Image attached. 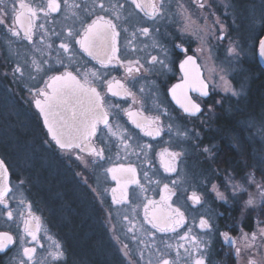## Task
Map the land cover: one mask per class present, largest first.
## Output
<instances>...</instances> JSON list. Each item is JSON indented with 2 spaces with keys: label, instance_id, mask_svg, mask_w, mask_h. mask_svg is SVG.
I'll list each match as a JSON object with an SVG mask.
<instances>
[{
  "label": "flooded vegetation",
  "instance_id": "obj_1",
  "mask_svg": "<svg viewBox=\"0 0 264 264\" xmlns=\"http://www.w3.org/2000/svg\"><path fill=\"white\" fill-rule=\"evenodd\" d=\"M5 2L11 7V0H5ZM141 2L148 4L150 0H141ZM176 2L182 4L186 11L158 24L155 37L139 34L138 30L148 24L143 23L141 19L143 13L137 15L133 12L128 22L122 24L121 56L127 58L124 59L125 64L127 60L150 61L151 56L157 54V40L170 47L173 41L178 42L177 38H183L184 46L190 48L188 54L193 55L197 60L201 76L210 85V91H212V85L217 86L212 94L203 100V113L199 115V119L188 117L167 94L168 87L179 82L182 75L178 67L179 59L184 58L182 55L175 65L169 66L170 71L167 76L149 75L148 80L139 82L127 75L125 67H119L118 70L112 71V76L136 92L137 102L133 105L131 97L124 95L111 97L110 94L109 102L139 111L143 114V118L149 120L159 116L164 132L155 139L146 137L140 129L135 128L127 115L122 113L119 119L110 117L115 136L107 133L102 137L103 143L96 141L91 147L79 152L69 153L59 149L54 142L45 143L50 140V136L46 135L42 118L38 109L34 107L35 89L31 86L39 81L45 68L53 64L57 68L60 67L58 57L63 54L62 50L58 52L57 49L61 40L53 33L63 32L66 35L74 26L79 27V13L73 5H80L81 0H67V8L64 7V0H60L61 11L51 13L48 17L39 13L35 21L32 44L20 37H12L11 33L6 30L9 23L0 27V88L5 87L15 93L16 117L13 122L17 124L16 156L19 157L16 160L15 173H10L11 192L6 198L9 207L5 209L3 205H0V232H9L16 242L9 245L11 251H8L7 255L0 254V264H20L21 260L27 259L22 252L20 242L22 236L26 241L23 246L36 248L30 264H54L53 256L50 255L54 253V249L61 253L60 262L66 260L67 264H75L69 257L70 251L75 247L74 236L82 235L90 240L98 241V247L101 250L108 251L114 246L117 247V234L120 231L117 227L118 216L128 215L129 218L134 216L130 207L140 200L141 186L148 188L147 194L159 201V191L163 183H169V187L176 193L172 197L173 207H179L184 212L188 222L187 227H192L194 233L203 234L198 228L200 218L210 219V223L219 230V232L213 231L209 236L204 237L210 241L213 264H246L248 257H241L237 261L233 258L232 252L243 243L241 231L250 234L255 229L254 221L257 212H249L242 216L241 209L248 199V194L240 196L239 203L234 202L231 187L226 189L216 177L225 175V170H227L235 176L234 183H242L241 178L247 173L252 174L259 182L261 181L258 168L260 166L257 165L256 160L257 164L253 168L247 167L250 155L247 152L250 151L246 146V136L239 127L238 131L232 135L221 132L220 129V124H223L224 119L231 118L236 124V121L244 119L245 112L239 109L234 112L230 111L229 96L225 94L227 92L223 91L211 73L213 37L210 35L211 37L205 43L198 38L197 21L201 19L200 22L209 25L208 19L212 18L211 0H176ZM25 3L38 8L46 6L47 0H25ZM111 3L115 4L116 0H111ZM120 3H124V0H120ZM200 3H204L206 7L200 8ZM177 11L174 4L173 12L177 13ZM125 16L127 13L121 16V21ZM143 20L147 18L143 17ZM41 23L44 24V29L39 28ZM186 25H190L187 31H185ZM208 25L205 26L208 27ZM41 36H44L43 42H41ZM49 44L52 45L51 49L47 47ZM219 45L222 49L225 48V41L219 42ZM17 68L19 72L15 71ZM222 75L229 82L227 68L223 69ZM47 78L44 76L45 80ZM153 85L159 88V91H153ZM40 86L43 87V84ZM140 89H143L142 93ZM97 90L101 91L102 95L104 94L105 89L97 86ZM240 104L243 102L238 103ZM67 115V111L61 109L60 116L66 117ZM170 125L171 131L169 132ZM185 128L188 131H185ZM197 131L199 132L198 140L189 135V132ZM121 135L131 137L125 141V144L129 145L127 149H125V144L120 143ZM61 139L68 142L66 137H61ZM137 144L141 146L150 144L152 147L141 151V148L136 147ZM101 148L105 149L103 160L95 157L93 152V149ZM205 148L210 151L204 152ZM228 148L233 150L235 158L232 159L233 155L230 154ZM164 149L182 154L187 153L183 163L176 164L178 175L165 172L162 162H168L169 158L159 155ZM0 155L9 165L1 152ZM22 157L28 158L26 162L28 166L23 163ZM120 164L126 167L128 165L136 167V179L140 181V184H129L128 201L117 205L113 203V189H116L115 196L120 198L121 185L129 177L117 172L116 175L120 180L118 183L112 179V173L108 169L118 167ZM213 170L216 176H213ZM145 172L148 174L147 178L144 175ZM208 177H211V183H208ZM173 181L176 182L175 186ZM158 182L159 186H157ZM213 184L217 185L218 190L224 194L227 203L221 201L212 191ZM194 191L202 201L207 200L203 207L193 204L188 199ZM248 192L254 193L255 188L249 187ZM110 210L111 215H109ZM139 210L142 211V208ZM7 211L13 212L12 220H8ZM260 218L264 219V217ZM25 220L29 221V226L33 230H36L39 225L38 242L24 235ZM184 230L186 229L178 231ZM223 232H228L235 243L224 242L220 235ZM155 235L160 238L163 236L160 233ZM166 237L163 236L165 241ZM215 237H217L216 241ZM174 241L177 242L176 239ZM54 244L63 247L58 250L53 247ZM260 262L257 261V264Z\"/></svg>",
  "mask_w": 264,
  "mask_h": 264
},
{
  "label": "snow or ice",
  "instance_id": "obj_2",
  "mask_svg": "<svg viewBox=\"0 0 264 264\" xmlns=\"http://www.w3.org/2000/svg\"><path fill=\"white\" fill-rule=\"evenodd\" d=\"M175 4L177 13L173 12V5ZM128 5V7H125ZM191 6V5H190ZM64 7L67 8V0H64ZM79 13V27H73L65 35L61 33H53L61 42L59 44L58 52L62 50V56L58 57L60 67L57 68L54 64L51 67H47L43 70V75L39 78L38 82L32 84V88L35 89V96L33 99L34 107L38 109V113L42 118V123L46 128V135L50 136L49 141L45 143L54 142L59 149L71 152H79L85 150V148L91 147V145L99 141L103 143L102 137L107 133L115 136L113 131L112 119H119L121 114H126L135 128L140 129L143 135L146 137H152L153 139L160 137L164 132L163 127L160 125V117L149 120L143 118V114L139 111H133L130 107H124L121 104L110 103L109 94L111 97H119L124 95L125 97H131L132 104L135 105L136 92L127 88L124 84L116 80L112 76V71L118 70L119 67H125L128 76H131L133 80L139 82L140 80H148L149 75L153 77L167 76L170 71V65H175L176 61L182 55L184 58L179 59V70L182 73L179 82L172 84L167 89V94L170 95L171 100L175 102L179 109L183 111L188 117L199 119V115L203 113L202 107L203 100H206L212 91L217 87L212 85V91H210V85L201 76L200 67L197 64V60L193 55H189L190 48L185 47V40L183 38H177V41H173L171 46L156 41L158 45V51L156 55H152L149 60L136 59L135 61L127 60L124 63V59L121 56L120 36L123 23H127L128 19L132 16L133 12L143 13V17L147 20H143V23L148 26L141 27L138 32L143 36H153L157 34L158 24H162L170 17H174L177 14H182L184 6L177 3L176 0H150L148 4L142 3L141 0H124V3H120V0H116V3H111V0H81L80 5H73ZM200 8H205L204 3L199 4ZM138 10V12H137ZM61 11L60 0H47L46 6H40L34 8L25 3V0H11V7L5 0H0V27H4L6 23H9L7 31L11 33L12 37H20L22 40H26L29 44L33 42L34 28L36 27L35 21L38 18L39 13H43L45 17H48L51 13H57ZM127 13L124 20L121 21V16ZM121 21V23H117ZM219 23V21H217ZM261 23L264 25V16L261 17ZM190 25L185 26V31L189 29ZM39 28L44 29V24L41 23ZM127 31V29H123ZM21 33L23 34L21 36ZM217 42H222L225 38V30L221 25L220 35L216 37ZM44 36H41V42H43ZM49 49L52 45H47ZM239 44L233 46V42L230 40L227 52L230 55L229 63L231 60L239 59ZM39 50V49H38ZM242 52L243 49H240ZM259 55L264 57V39L259 40ZM66 57V59H65ZM135 64V67H133ZM63 69V71H61ZM71 69V70H69ZM19 72V68L15 70ZM51 73V74H50ZM59 73V74H55ZM75 73V74H74ZM47 76V80L44 79ZM220 87L224 92H231L232 95H238L235 92L225 76H220ZM43 84V87L40 86ZM97 85L105 89L102 95L101 91L97 90ZM134 87V86H133ZM31 90V89H30ZM141 93L143 89L139 90ZM153 91H159L155 85H153ZM195 93L196 95H192ZM220 103V101H217ZM61 109L67 111L68 115L60 116ZM42 114V115H41ZM171 117H169L170 119ZM102 126V127H101ZM168 131H171V125ZM185 131H188L185 128ZM99 133V134H98ZM189 135L194 136L196 140L199 139V132H189ZM66 137L68 142L61 139ZM131 139L129 136L121 135L120 143L125 144V141ZM129 145L125 144V149ZM136 147L141 148V151L150 149L152 145L145 144L143 146L137 144ZM198 147V145H194ZM104 148L99 150L93 149L95 157L103 160ZM208 148L204 149V152H209ZM161 157H168V162H162L165 172L177 173V163H183L187 153L172 152L168 149H164L159 153ZM4 172L0 173V205H3L5 209L9 207L8 193L11 189L8 186L10 177V166L3 162ZM112 173V179L120 182L117 172L129 177L121 185L122 195L120 198L115 196L116 189H113V203L117 205L125 204L128 201V185H139L140 181L136 179L137 169L132 165L127 167L120 164L118 167H111L108 169ZM261 173H264V167L260 168ZM147 178V172L144 173ZM213 176H216L215 170H213ZM220 179L221 184L227 189L231 187L232 200L239 203V197L248 194V199L244 202L241 214L244 216L249 212H257V217L254 221L256 227L249 234L241 231V238L244 247H236L233 252V258L237 261L241 257H248L246 264H257L255 259L256 253L264 255V180L256 181L252 174H248L241 178L242 183H234L235 176L228 173L225 170V175L217 176ZM208 183H211V177L207 178ZM176 182L173 181L175 186ZM247 185V186H245ZM159 186V182L157 184ZM255 188L254 193L248 192V188ZM149 189L141 186V196L139 203L132 209L137 216H139V208H142L143 217L141 222V228L144 229L146 234L155 236L156 233L163 234L170 239L175 237L177 248H182L187 253L192 264H213L212 251L210 248V241L204 237L209 236L213 231L219 232L213 224L210 223V219L200 218L198 228L202 230L203 234H197L193 232L192 227H187V220L184 212L179 207H173L172 197L176 195L172 188L169 187V183H163V187L159 191V201L152 196H149ZM212 191L223 202L227 203V199L224 194L220 192L217 185H212ZM193 204L203 207L207 200L201 199L199 195L194 191L191 196L188 197ZM31 216V212H29ZM111 215V210L109 211ZM8 220L13 219V212L7 211ZM125 221L129 220L128 215H124ZM150 226L145 228L144 226ZM186 229L184 231H178ZM33 230L29 226V221H24L23 233L27 237H31L32 241L38 242L37 231ZM129 232L133 229L129 228ZM222 240L226 243H235L232 240L228 232L220 233ZM160 239V243L164 244L163 248L157 247L156 249H149L153 254L158 253L157 264H175V261L166 259L168 250L173 245L166 243L163 239ZM132 239L135 241L137 238L133 235ZM16 242L14 236L9 232H0V254L7 255L9 245ZM23 256L27 259L21 260L20 264H30L36 253L35 247L23 246L26 241L24 237H20ZM142 243V241H141ZM186 244L190 247H186ZM54 248L61 249L63 246L54 244ZM125 254L131 253L135 257V251L129 248V245L124 246ZM141 256L129 260L128 264H140V260L143 258V250L141 249ZM53 256L54 264H67L66 260L60 262L59 251L50 253ZM151 264V260H149ZM260 264H264V259Z\"/></svg>",
  "mask_w": 264,
  "mask_h": 264
},
{
  "label": "rangeland",
  "instance_id": "obj_3",
  "mask_svg": "<svg viewBox=\"0 0 264 264\" xmlns=\"http://www.w3.org/2000/svg\"><path fill=\"white\" fill-rule=\"evenodd\" d=\"M212 3V18L208 19L207 23L197 21L198 38L201 42L205 43L208 38L213 37V65H211V73L214 78L221 84L220 76L223 69L227 68L229 71V84L232 89L238 93V95H232L231 92H227L229 99L228 103L231 107V112L236 110H244L238 103L244 102L246 98V92L250 86V80L252 77V71L249 69L250 64L257 58L258 44L261 36V30L264 25L261 23V17L264 16V0H211ZM211 21V22H210ZM219 21V23H217ZM205 25H208L206 27ZM221 25L225 30L226 38L225 48H221V45L216 40V36L220 35ZM211 35V36H210ZM230 40L235 44H239L237 51L239 54L238 60H231L229 63L230 55L227 52ZM240 49H243L241 52ZM223 68V69H222ZM241 73H243L241 75ZM241 76V77H240ZM227 77V76H226ZM240 77V79H238ZM238 82V84L236 83ZM15 93L10 92L5 87L0 88V151L2 155L7 159L11 174L16 171V160L19 158L16 156L17 140L15 133L17 132V124L13 122L16 117L15 112ZM235 124L240 128V131L245 134L246 146L249 147L248 156L249 162L247 167L253 168L258 162L259 170L264 167V108L261 109L260 114L255 118L245 114V117L241 121H236ZM254 144L256 146H254ZM256 158V159H255ZM257 160V162H256ZM23 163L28 161V158L22 157ZM27 166L29 165L26 163ZM247 173L245 176H247ZM261 181L264 180V173H261ZM220 191V190H219ZM222 191V190H221ZM14 195V194H13ZM16 197V195L14 196ZM139 203V201H138ZM134 203L131 206V210L136 206ZM139 211V216L134 213V216L129 218V221L123 219L124 216H118L117 227L120 230L118 232L117 247H112L110 250H101L98 247V241L90 240L95 253L102 257V261L105 264H128L129 260H134L141 256V249L143 250V258L140 260V264H157L158 253L153 254L149 249H156L157 247L163 248L164 244L160 243L159 236H151L146 234L144 229L141 228V222L143 212ZM7 223V222H6ZM148 228L147 225L144 226ZM132 228L133 231L129 232L128 229ZM133 235L136 236V240L132 239ZM166 243L172 244L173 247L168 250L166 259L175 261V264H192L187 253L182 248H177L175 237H166ZM217 240V237L214 239ZM142 241V243H141ZM47 242H45L46 244ZM77 248H84L85 240L79 239L78 245L74 242ZM129 245V248L135 251V257L129 253L125 254L124 246ZM175 244V245H174ZM186 247L190 245L186 244ZM241 248L244 244L241 243ZM54 253L57 252L55 249ZM216 254V252H214ZM73 263L75 264H92L85 256L77 249H72L69 253ZM248 258H246L247 260ZM256 261L264 259V255L261 253L255 254Z\"/></svg>",
  "mask_w": 264,
  "mask_h": 264
},
{
  "label": "trees",
  "instance_id": "obj_4",
  "mask_svg": "<svg viewBox=\"0 0 264 264\" xmlns=\"http://www.w3.org/2000/svg\"><path fill=\"white\" fill-rule=\"evenodd\" d=\"M264 33V28L261 30V35ZM249 69L252 71V77L250 80V86L248 91L246 92V106L244 104H240L242 108L245 109V114L248 116H252L255 118L257 116L258 109L264 108V69L262 68L258 58L254 59L253 63L248 65ZM247 107V109H246ZM221 132L228 133V134H234L238 131V127L234 124L233 120L231 118L224 119L223 124H220ZM228 151H230V154L233 155L232 159L235 158V154L231 148H228ZM1 152V151H0ZM248 153V152H247ZM2 154V153H1ZM249 162V161H247ZM85 240L84 248L81 249V247L77 248L76 245L74 249H77L82 253L85 258L91 262L92 264H105L104 261H102V257L97 253H95V249L92 247V243L90 240L86 239L84 236H74V242L78 244V240ZM79 245V244H78ZM80 246V245H79Z\"/></svg>",
  "mask_w": 264,
  "mask_h": 264
},
{
  "label": "water",
  "instance_id": "obj_5",
  "mask_svg": "<svg viewBox=\"0 0 264 264\" xmlns=\"http://www.w3.org/2000/svg\"><path fill=\"white\" fill-rule=\"evenodd\" d=\"M262 39H264V35L262 37ZM257 57H258V60L260 62V64L262 65V67L264 68V57H261L259 55V47H258V51H257ZM3 162H5L2 157L0 156V173H3L4 172V167H3ZM10 172V171H9ZM8 186L9 188L11 189V174H10V177H9V181H8ZM11 192V191H10ZM9 192V193H10ZM8 193V195H9Z\"/></svg>",
  "mask_w": 264,
  "mask_h": 264
},
{
  "label": "bare ground",
  "instance_id": "obj_6",
  "mask_svg": "<svg viewBox=\"0 0 264 264\" xmlns=\"http://www.w3.org/2000/svg\"><path fill=\"white\" fill-rule=\"evenodd\" d=\"M263 35H264V33L260 36V39H262V37H263ZM258 47H259V44H258ZM262 66V65H261ZM263 68V67H262ZM264 69V68H263ZM246 98H245V100H244V102H243V106H244V104H245V106H246ZM246 109H247V107H246ZM260 111H261V109L259 108L258 109V111H257V115H259L260 114Z\"/></svg>",
  "mask_w": 264,
  "mask_h": 264
}]
</instances>
